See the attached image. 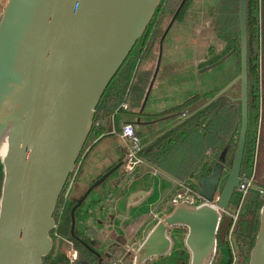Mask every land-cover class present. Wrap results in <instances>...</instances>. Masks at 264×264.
Wrapping results in <instances>:
<instances>
[{
  "label": "water",
  "instance_id": "95a60500",
  "mask_svg": "<svg viewBox=\"0 0 264 264\" xmlns=\"http://www.w3.org/2000/svg\"><path fill=\"white\" fill-rule=\"evenodd\" d=\"M162 1L7 0L0 15V141L7 138V151L1 161L0 264H43L51 253V233L56 225L54 214L69 177L78 167L93 128L96 108ZM186 1L180 2L159 40L157 60L142 109L159 73L163 41ZM239 19L240 72L210 101L239 83L240 96L232 99L241 106L237 146L229 171L225 167L228 153L225 148L210 175L201 176L196 183L198 195L207 202L220 190L216 207L208 204L168 207L164 216L150 226L151 216L168 196L163 198L134 234L125 242L116 240L115 250L123 255L151 228L130 253L133 264H146L176 254L182 256L184 252L187 264L215 262L219 226L240 182L248 129L247 0H239ZM225 59L200 72L220 66ZM116 170L122 171V178H128L125 192L132 188L134 174L124 171L120 162L91 186L87 196ZM153 193L151 189L129 196L125 208L128 220L131 211L145 204ZM82 202L72 209L71 233L75 227L74 212ZM251 202L258 207L259 228L247 264H264V188L258 185L242 199L241 211L232 229L234 264L240 259L238 223ZM120 231L122 236L127 235L125 229ZM180 234L182 237L184 234L182 242L178 241ZM96 255L101 264L100 254Z\"/></svg>",
  "mask_w": 264,
  "mask_h": 264
},
{
  "label": "trees",
  "instance_id": "16d2710c",
  "mask_svg": "<svg viewBox=\"0 0 264 264\" xmlns=\"http://www.w3.org/2000/svg\"><path fill=\"white\" fill-rule=\"evenodd\" d=\"M247 1L248 35L251 46L247 64L248 129L240 176L250 175L255 166L257 158L256 132L260 117L259 0ZM162 14L163 10L159 8L143 35V41L139 42L143 44L144 54L138 65L150 56L154 44L157 42L156 37ZM154 26H156V30ZM153 31L155 32L151 35ZM133 53L132 51L112 79L96 108L95 114L99 119V126L101 125L99 132L103 133L105 127L114 117L113 122L119 123L120 127L127 123L134 125L142 146L140 158L143 163L162 174L169 175L175 179L176 183L195 184L201 176H209L218 156L225 148H228L225 167L229 171L231 156L236 149L241 126L240 103L232 101L237 98L234 95L235 91L238 90L240 96L239 85L237 84L223 96L210 101L238 75L240 69L238 71L234 69V74L226 76L221 82L219 81V85H217V81L212 80L202 94L194 96L166 112L148 118L146 105L142 109V103L151 78H149L148 72L139 66L135 67V63L130 61L133 57L136 59V51ZM121 103H126L128 108L116 112ZM201 108L203 109L195 113ZM114 113L116 114L114 115ZM183 113L185 116L181 117L180 115ZM170 117H174L173 120ZM94 130L95 127L92 128L87 142L94 136L92 134ZM233 135L236 139H233ZM184 159H186L185 162ZM255 182L264 187V182L258 183L257 178H255ZM73 205L72 203L63 208L61 200H59L55 214L56 227L51 233L53 248L44 259L43 264H70L67 256L59 250V244L63 241L69 243L70 248L76 253V258L71 264H98L96 253L100 254L102 258L101 264H118L121 252L115 250L117 246H114L108 257L100 250L103 245L101 241L82 238L75 232V227L71 233L70 212ZM237 206L238 199L235 194L230 208ZM77 214L74 215L75 220ZM255 222L248 226L246 223L241 226V234L237 237L241 255L252 243L257 224ZM231 226L230 217L224 216L218 230L217 254L214 264H234V251L228 240ZM173 264H187V258L176 257Z\"/></svg>",
  "mask_w": 264,
  "mask_h": 264
},
{
  "label": "crops",
  "instance_id": "0c3cea01",
  "mask_svg": "<svg viewBox=\"0 0 264 264\" xmlns=\"http://www.w3.org/2000/svg\"><path fill=\"white\" fill-rule=\"evenodd\" d=\"M6 2L7 0H0V15ZM173 31V29L170 30V32L165 37V40H169ZM172 43L173 44L170 46L172 52L177 53L178 50H182L180 44L175 41H172ZM161 67L162 65L160 68ZM160 73L161 69H159L157 78ZM157 78L146 104V114L148 118H152L153 115L155 116L157 114L166 112L167 110L174 108L182 104L184 101L190 99L188 96H185L181 100H177V102L173 101L172 99L166 100V98L163 96L170 90H166V83L163 79H159L157 81ZM155 92L156 96H153ZM157 92H159L162 96H157ZM162 102H168L169 106L162 107ZM115 114L116 113H114V115ZM183 114L180 116L182 117ZM114 118L105 127V131L100 133L99 130L101 125L99 126L100 122L95 114V122L98 123V127L94 126L95 130L92 133L94 136L89 139L87 146L80 157L77 180L71 192L70 198L72 200L71 202H73L75 205L76 203L83 200L82 206L77 212L78 214L75 220V232H77V234H79L84 239H96L101 241L103 245L100 250L106 256H109L112 253L111 250H113L114 246H117L116 240L125 242L129 236L134 234L135 229L139 225L141 226L147 220V214H152L151 212L155 209V206L163 198L168 196L165 203L156 212V214L151 216L150 226L155 223V218L159 219L164 216V210L168 208V202L174 192L176 183L175 179L169 175L162 174L158 170L156 171L150 166L144 164L137 170L136 174H134V177L132 178V182L134 181L133 187L128 189L126 192L125 189L128 185V178H122V171L116 170L115 172L113 171L114 173L108 177V179L103 184L93 189L87 196L91 186L99 178L113 170L118 164H120V162H122L125 157L126 142L120 138L119 134L121 127L119 123L116 124L113 122ZM172 118L174 117H170V119ZM185 160L186 159H184V162ZM196 183L197 181L195 184L193 183L194 186H196ZM151 189L154 190L153 197L141 207L132 210L131 217L128 220L125 216V208L129 196L138 191H149ZM218 190L219 189H217V191ZM84 196L85 198H83ZM128 222L129 226L127 228ZM120 229H125L127 231V235L122 236ZM150 229L151 228H148L141 234L139 237L140 239L138 240L139 244ZM175 232H177V230ZM183 238L184 234L183 237L180 234L178 241L182 242ZM133 247L135 246L133 245L129 247L126 251H124L123 255L120 254L117 262L118 264H133V258L129 256L133 251ZM166 257H168L167 261L163 262L162 264H173V260L175 259L173 257L178 258L180 256L176 254L172 255V257L171 255ZM158 260L160 259L154 260L152 264H155V262ZM151 261L152 260L146 264H149Z\"/></svg>",
  "mask_w": 264,
  "mask_h": 264
},
{
  "label": "rangeland",
  "instance_id": "374dc122",
  "mask_svg": "<svg viewBox=\"0 0 264 264\" xmlns=\"http://www.w3.org/2000/svg\"><path fill=\"white\" fill-rule=\"evenodd\" d=\"M180 2L181 0L165 1L166 7L165 9H163L162 18L161 21L159 22V29L156 37L157 42L154 44L150 56L147 57V59L143 60L140 65H138L139 63L138 59H135L133 57L130 60L131 62L135 63V67L139 66L144 71L148 72L149 78H151L156 64L159 38L162 35L164 29L167 27L169 20L171 19L173 13L179 6ZM229 6H231V8H229ZM219 8L221 9L222 13H224V11L229 12V10H231V12L233 11V15L235 16V21L236 23L238 22V15H239L238 0H191L188 9L189 11L191 10L192 12L194 10H199L201 14H204L207 13L208 10H213V9L217 10ZM193 17L195 18V15H193ZM205 19L206 18L200 20V22L202 21L204 22ZM190 20L191 18L188 17L185 20V23L184 21L180 23V19H179V22L176 23L173 27L174 30L172 33L173 35L172 34L170 35L169 40L164 39L165 43L163 41L162 44V62H161L162 67L160 68L161 73L159 74L157 81L159 79H163L164 82L166 83V87H165L167 88L166 90H170L167 92V94H165L164 92L165 95L163 97L166 98V100L172 99L173 101L177 102V100H181L185 96H188L189 98L198 96L199 94L205 92V89H207L206 87L209 86L210 81L215 80L218 82L217 85H219L221 80L223 81L225 77L231 73L232 70L231 68L227 67L226 64H223L206 72V74L204 73L205 75L200 72L201 69L199 70V73L197 72V69L195 67V60H199L203 57L205 44H200V49L197 52L198 57L194 56L195 53H193V51L195 52L196 50L195 37H194L196 26L193 25L190 31H188L185 26L188 22H190ZM263 33H264V22H263ZM263 40H264V36H262L261 41ZM172 41H175L178 44H180L182 50H178L177 53L172 52L171 51L172 49H170V46L173 44ZM258 51L260 58L259 59V74H260L259 94H260V110H261V127L258 137L259 145H258L256 165H255V169H256L255 178H257L258 183H262L264 182V60L262 58V55L260 54V49ZM193 57H194V63H193ZM238 70H239L238 68H235V71ZM234 95L237 98H239V91L238 90L235 91ZM153 96H156V92L154 93ZM157 96L161 97L162 95H160V93L157 92ZM161 105L162 107L163 106L167 107L169 106V103L162 102ZM234 138L236 139V137L233 135V139ZM87 143L88 142L86 141L83 151L86 148ZM2 184H3V167L0 160V198H1ZM256 217H257V224H256L255 233L253 235L252 243L250 244L248 249H245L243 251L242 255L240 254V259L238 264L248 263L250 252L254 245L255 237L259 228L258 212L256 214ZM228 240H229V244L231 245L230 239ZM59 250L60 252L64 253L66 256L71 250L74 252V250L70 248L69 243H67L66 241H63L61 242V244H59ZM167 259L168 257L160 258V260L156 261L155 264H162L163 262L167 261ZM235 259H236L235 253L233 252V262H235ZM72 262H70V264ZM152 262H154V260H152L149 264H152Z\"/></svg>",
  "mask_w": 264,
  "mask_h": 264
},
{
  "label": "flooded vegetation",
  "instance_id": "af4514ba",
  "mask_svg": "<svg viewBox=\"0 0 264 264\" xmlns=\"http://www.w3.org/2000/svg\"><path fill=\"white\" fill-rule=\"evenodd\" d=\"M165 1L166 0H163L159 6V8L161 10L165 9V7H166ZM190 1L191 0L186 1L182 10L180 11V14L177 16L174 23L170 27L168 33L170 32V30L173 29L174 25L179 22V19H180V23L183 21L185 23V20L188 17H190L191 18L190 22H188L185 26H186V29L188 31H190L192 29L193 25L196 26L195 33H194L195 49L196 50H195V52L193 51V53H195L194 56L198 57L197 52L200 49V44H205V47H204L205 50H204L203 57H202L203 59L201 58L199 60H195V67L197 69V72L199 73L200 69H203V68L209 66L210 64H213L217 61H220L221 59L226 57L225 61L221 65L226 64L227 67L232 69L231 73L227 77H229L230 75H233L234 74L233 69H235V68L240 69L241 68L240 19H239V15H238V22L236 23L235 16L233 15V11L231 12V10H229V12L224 11V13L221 12L220 8L217 10H215V9L208 10L207 13H204V14H201L199 12V10H194L192 12L191 10L189 11V9H188L190 6ZM247 5H248V1H247ZM238 7H239V0H238ZM159 8H158V10H159ZM230 8H231V6H230ZM174 13H173V15H174ZM173 15H172V17H173ZM193 15H195V18L193 17ZM172 17H171V19H172ZM204 18H206L205 21L200 22V20H202ZM171 19L169 20L167 26L169 25ZM263 22H264V0H259V29H260L259 30V36H260L259 42H260V54L262 55V58L264 60V40L261 41L262 36H264ZM246 23H247V25H246V64H248V57H249V54L251 51V46L249 43L250 39H249V35H248V9H247V22ZM236 25H237V28H236ZM155 28H156V26H154V29ZM154 32L155 31H153L151 35H153ZM143 37L144 36H142V38L137 42L135 48L133 49L134 53L136 51L135 57L138 60H141V58L143 57V54H144L143 44H140L141 43L140 41H143L142 40ZM263 60H262V62H263ZM193 63H194V57H193ZM234 79H232L231 82ZM237 84L239 85V83L234 84L233 86H231L228 89V91L231 90L232 88H234ZM76 170H77V175H78V171H79L78 167ZM77 175H76L74 182L71 185H69V183H68L69 179H68V181H67L68 186L66 184L64 191H63L62 195L60 196L59 200H61L63 208L66 206L68 207V205H71L73 203V202H71L72 200L70 198H71V192H72L74 185L76 183V180H77ZM107 179H105V181ZM83 198H85V196ZM74 205H73V208H74ZM81 206H82V204L78 208H76L74 215L80 210ZM73 208H71V212H72ZM257 209H258V207H255L252 202L245 207V209L242 212L241 219L238 223L237 232H236L237 237H239V235L241 234L242 224L245 225V223H246V225L248 226L250 224H253L254 221H256L255 223H257V217H256ZM56 211H57V208H56ZM56 211H55V214H56ZM240 211H241V209L239 208L238 212L236 214L235 220H233L230 217V219L232 221V226H231V229L229 231V236H231V234H232V229L234 228V225L237 221L238 213H240ZM71 212H70V215H71ZM55 214H54V220H55ZM55 224H56V220H55ZM55 227H56V225H55ZM138 228H140V225L135 229V231L138 230ZM238 231H239V233H238ZM139 239L140 238L138 237L137 240H139ZM182 256L187 257V254L184 252ZM173 258H176V257H173ZM187 260H188V257H187Z\"/></svg>",
  "mask_w": 264,
  "mask_h": 264
},
{
  "label": "built area",
  "instance_id": "2783aa9c",
  "mask_svg": "<svg viewBox=\"0 0 264 264\" xmlns=\"http://www.w3.org/2000/svg\"><path fill=\"white\" fill-rule=\"evenodd\" d=\"M260 75V74H259ZM128 108V105L126 103H121L116 110H126ZM185 114L182 115L184 117ZM98 127V123L94 121L93 127ZM260 127H261V110H260V117H259V125L256 132V155L258 151V143H259V133H260ZM120 138L126 142V153L125 157L122 160V167L124 171L132 172L133 174H136L137 170L144 165L142 159L140 158V152L142 149V146L140 144V140L138 136L136 135V129L134 125L132 124H123L120 130ZM256 165V161L255 164ZM255 166L253 170L251 171L250 175H241L240 176V182L238 185V188L235 192L238 199V206L236 208H230L226 213L225 216L231 217L233 220H235L236 214L238 212V209L240 208V204L244 196L249 192L253 190L254 185H258L255 182ZM77 175V170L69 177V185H71ZM67 183V186H68ZM259 186V185H258ZM261 187V186H260ZM264 188V187H262ZM219 194L220 190H218L213 199L210 202H207L203 200L197 192L196 186H194L193 183H175V189L174 192L169 199L168 207L170 209H175L179 206H189V207H197L202 204H208L210 206L216 207V204L219 200ZM258 194L261 196L263 195L262 191H258ZM161 218H155V222L159 221ZM230 239V238H229ZM138 240L135 241L133 244L135 247L138 246ZM132 245V246H133ZM131 247V246H130ZM67 258L70 262H72L75 259V252L72 250L68 253Z\"/></svg>",
  "mask_w": 264,
  "mask_h": 264
},
{
  "label": "bare ground",
  "instance_id": "6f19581e",
  "mask_svg": "<svg viewBox=\"0 0 264 264\" xmlns=\"http://www.w3.org/2000/svg\"><path fill=\"white\" fill-rule=\"evenodd\" d=\"M7 151V138L3 137L0 141V160L2 161V158L6 154Z\"/></svg>",
  "mask_w": 264,
  "mask_h": 264
}]
</instances>
